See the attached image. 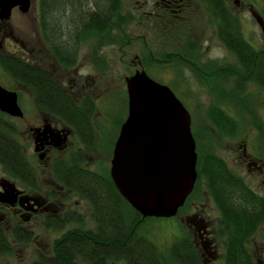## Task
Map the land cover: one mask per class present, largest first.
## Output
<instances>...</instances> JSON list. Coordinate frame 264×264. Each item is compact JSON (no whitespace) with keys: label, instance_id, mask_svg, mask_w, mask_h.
Wrapping results in <instances>:
<instances>
[{"label":"flooded vegetation","instance_id":"1","mask_svg":"<svg viewBox=\"0 0 264 264\" xmlns=\"http://www.w3.org/2000/svg\"><path fill=\"white\" fill-rule=\"evenodd\" d=\"M41 1L30 0L27 13L15 6L7 18H0V74L10 84L0 83V87L16 93L22 112L13 117L0 111V133L14 144L20 161L18 171L4 169L0 163V238L10 245L11 255L20 246L36 243L40 238L35 234L37 227L45 232L64 231L61 237L79 227L97 233L102 217L99 212L105 214L107 207L116 212L124 233L128 231L131 206L115 187L112 191L108 186L114 146L128 115L127 78L144 73L152 79L145 67L162 63L186 66L201 82L221 85L240 82L259 88L255 81L264 74V0H137L140 17L123 14L132 18L129 25L145 18L141 25L158 23L162 32L171 30L189 43L183 44L182 50L173 48L163 60L152 54L144 59L136 57L132 65L127 64L135 72L128 70L124 81L114 71L109 75V68L116 50L121 52L130 43L125 33L129 25L122 27L118 36L114 28L82 27L74 42L57 45L41 13ZM207 29L219 37L216 48L223 56L204 59L202 45L206 42L199 41ZM256 40L260 42L257 45L253 43ZM124 56L121 54L120 61ZM21 66L29 72L26 79ZM40 79L49 86L45 99L38 88ZM118 81L124 82V88L116 85ZM213 92L237 102L235 92ZM52 96L57 103L51 102ZM21 97L26 100L24 107ZM203 127L198 133L203 151L198 150L194 138L197 162L212 152L207 151L212 142L206 131L216 129L212 123ZM248 146L246 140L237 145L238 170L219 158L244 186L225 187L217 205L204 182L197 184V173L184 204L174 217L165 219L177 220L173 238L187 239L194 249L183 253L182 260L189 255L193 264H230V239L239 238L246 249L240 254V264H264V159L256 158ZM243 169L252 176L250 181L243 176ZM221 177L226 179L227 173L221 172ZM98 182L102 186H87ZM242 204L254 211L252 224L262 222L253 232L229 234L227 222L231 215L239 214L236 209ZM145 219L140 216L137 222ZM52 249L53 245L43 248L32 264L39 257L51 258Z\"/></svg>","mask_w":264,"mask_h":264},{"label":"trees","instance_id":"2","mask_svg":"<svg viewBox=\"0 0 264 264\" xmlns=\"http://www.w3.org/2000/svg\"><path fill=\"white\" fill-rule=\"evenodd\" d=\"M41 13L47 26L52 28L50 35L53 42L62 46H65L67 42H74L77 30L82 27L114 28L118 36L117 32L122 27L128 26L132 19L121 14L120 0H44L41 1ZM238 42L245 47L242 39L238 38ZM21 67L22 70H20L24 78L29 72H27L26 67ZM37 84H40L38 88L42 90L40 94L45 99V91L49 89V86L42 79ZM255 85L264 90V74L259 75ZM244 88L245 84L235 82L236 101L244 109H247V105L242 102L244 100ZM52 100L51 102L57 103L56 98L53 96ZM208 119L220 134L226 132V130L233 133L237 128V122L219 109L218 106H214L209 110ZM206 133L208 132L206 131ZM192 135L197 139L198 135L195 131L192 132ZM202 160L203 163L200 166ZM0 163L4 169L20 170L18 166L20 161L17 158L14 144L1 133ZM221 172L227 173L226 179L221 177ZM196 173H198L197 184L201 181L204 182L217 205L221 203V193L225 187L244 186L241 179L229 174L228 168L213 152L206 153L201 161L199 157L196 164ZM87 186L91 188L102 186V184L100 182L98 184L89 183ZM108 186L112 191H116L110 179ZM105 210V214L101 210L99 212L102 217H100L97 233L79 227L53 243L51 258L39 257L34 264H173L174 261L182 264H189L191 261V264H193L192 256L186 255L184 260H182L183 257H180L184 255L183 253L190 254L194 251L187 239L175 241L167 251L161 252L149 239L138 233L140 227L149 218L145 219L144 222H137L140 215L130 207L132 213L131 223L130 227L126 229L128 231L124 233L122 222L117 218L116 212L109 210V207ZM236 212H239V214L231 215L230 221L227 222L229 234L243 235L248 229L253 232L256 225H260L262 222L260 220L256 225L252 224L251 221L254 219L252 212L254 211L243 204L242 208L236 209ZM227 249L229 251V263L240 264V254L241 252L244 253L246 249L243 248L239 238L230 239V246ZM11 253L10 245L4 238H0V262L3 257L11 255Z\"/></svg>","mask_w":264,"mask_h":264},{"label":"water","instance_id":"3","mask_svg":"<svg viewBox=\"0 0 264 264\" xmlns=\"http://www.w3.org/2000/svg\"><path fill=\"white\" fill-rule=\"evenodd\" d=\"M30 0H0V18ZM128 115L116 140L111 180L142 219L174 217L197 178L191 116L174 93L144 73L126 80ZM0 111L21 116L16 93L0 87Z\"/></svg>","mask_w":264,"mask_h":264},{"label":"rangeland","instance_id":"4","mask_svg":"<svg viewBox=\"0 0 264 264\" xmlns=\"http://www.w3.org/2000/svg\"><path fill=\"white\" fill-rule=\"evenodd\" d=\"M136 1L137 0H120L121 14L129 13L130 15L133 14L135 17H140L139 13L137 14L138 3ZM144 21H146L145 18L139 20L135 19L130 23L128 29H125V33L128 35V38H130L128 41L130 43L128 46L126 45L121 52H117L116 50V59L109 68V75L110 72L112 75L114 71V74H119L123 80V77L128 76V70H131L129 72L131 74L135 72V68L128 67L127 64L132 65L135 60L137 61L136 57L144 59L152 54L156 58L163 60L173 52V48L182 50L181 48L183 44L189 43L186 38L185 40L182 38L178 39V34H173L171 30L162 32L159 30L162 28L157 22L156 25L153 22L148 25H141L140 23ZM204 23H207L206 19L204 20ZM154 25L156 26V31ZM149 26L152 27L149 28ZM191 36L194 38L196 34ZM248 39L250 40L251 38L248 37ZM199 42L201 44L206 42L202 45V49H204L203 52L206 55L204 56V59L212 58L215 55L223 56V53L216 48L218 43H220L219 37H217L211 29H207L204 34H201ZM253 43L257 45L260 42L256 40ZM123 53H125V56L123 57V60L120 61L121 54ZM145 68L148 75L157 83L168 86L177 99L188 110L191 115V128L197 132V135L200 132V127L211 123L208 119V112L210 108L214 107L213 105H217L221 110L224 109L223 111L237 122V128L233 133L226 130V132L224 131V133L220 134L217 129H209V131H207L208 141L210 140L212 144H209L207 151L211 150L216 157L223 159L229 163L232 168L238 170V160L236 159L237 145L240 141L246 140L249 145V152L256 158L264 159L263 89L256 88L251 84H245L244 89L246 93L244 94V100L242 102L245 103L248 108L244 109L240 106V103L226 101L213 92L221 91L227 93L229 91L234 95L235 83L221 85L214 81L201 82L199 79L192 76L188 67L183 65L176 66L172 63L147 65ZM116 78H118L117 75ZM5 79V76L0 74V83H5V85L10 86V84L6 83ZM116 83L117 86L120 85L124 88V82L118 81ZM20 101L23 107L26 106L25 98L21 97ZM202 141L203 140H201L199 134L196 139L199 151L204 150V148H202L204 145V143L202 145ZM243 170V176L244 174L245 176H248L250 181L252 176L248 174L245 169ZM176 227V219L165 220L149 218L144 222V225L140 227L138 233L149 239L161 252H165L177 240L176 238H173V233L175 232ZM82 229L86 230V228ZM63 232L61 230L45 232L41 227H37L35 228V234H38L40 238H36V243H31L27 248L22 246L18 247V249L15 250L14 255L3 257L0 263L32 264L39 255V251L41 252L46 246L51 247L57 239L61 238Z\"/></svg>","mask_w":264,"mask_h":264}]
</instances>
